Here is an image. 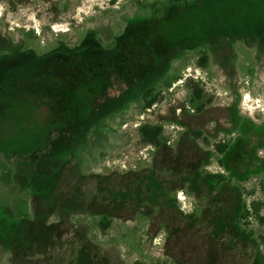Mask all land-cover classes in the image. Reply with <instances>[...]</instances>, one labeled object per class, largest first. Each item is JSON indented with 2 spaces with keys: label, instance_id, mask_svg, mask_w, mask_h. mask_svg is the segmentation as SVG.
<instances>
[{
  "label": "rangeland",
  "instance_id": "obj_1",
  "mask_svg": "<svg viewBox=\"0 0 264 264\" xmlns=\"http://www.w3.org/2000/svg\"><path fill=\"white\" fill-rule=\"evenodd\" d=\"M170 3L0 0V63L113 46L132 24L153 46L154 32L208 43L155 70L153 59L142 80L160 97L149 109L140 91L131 97L133 73L99 100L57 90L58 106L0 91V264H264V45L231 35L264 31V0H212L176 16ZM159 11L170 17L154 24ZM144 124L163 126L159 147L141 142ZM214 174L225 181H205Z\"/></svg>",
  "mask_w": 264,
  "mask_h": 264
},
{
  "label": "trees",
  "instance_id": "obj_2",
  "mask_svg": "<svg viewBox=\"0 0 264 264\" xmlns=\"http://www.w3.org/2000/svg\"><path fill=\"white\" fill-rule=\"evenodd\" d=\"M207 1L209 2L212 0H170V4L172 8L177 9V11L174 13L176 16L178 13L180 14L184 11H191L195 8H201ZM170 14L171 13L167 11H159L157 17L154 19V24L158 21L168 20ZM231 35L235 37L234 41L257 40L259 44L264 45V31H261L260 29H256L254 31L249 28L243 30H234L231 32ZM159 36L160 35H157V32L156 34L154 32L153 46L152 39H150L149 35L147 36L144 34L143 36H139V34L136 33V35L131 36L123 44L115 43L113 46L108 45L106 48L99 46L95 47L94 45L89 50H71L68 51L70 55L67 58L62 59L58 65H46V63L40 64L38 66L30 65L25 71H31V73L35 75H37V73L40 74L39 72H41V74L43 73L39 77L32 75V79H36L33 80L32 84H61L62 88L74 87L76 88L75 91L83 96V98H89L90 94H92L94 99L99 100L101 96L105 94L107 87L113 86L117 82H125L126 78L129 77L128 74L130 73H133L132 75H136L142 71L144 72L147 68H149L153 59L155 70L159 64H163V61L169 57L174 59L177 56L183 55L184 52L189 48L206 46L208 44L203 42V44L193 46L192 42L191 44L187 42L185 35L178 36L181 38L179 43L172 37L159 38L160 41H157L156 38ZM223 39L227 40L228 38L227 36H223ZM152 47H154V58L150 56L149 52ZM208 62L209 54L206 52V50H201L200 56L198 58L199 67H206ZM171 83L172 82L169 81L167 82V85H171ZM190 88L192 89V99L194 101L200 100L203 90L197 85L192 87L190 86ZM133 91H135L134 94L139 92L138 88L136 90L133 89ZM27 92L37 94L43 100L54 101L56 106H58V104L61 102L58 99L57 94L59 93L57 91L42 92L30 90ZM1 93L5 95L8 93V91ZM139 94H141L145 109L151 108L158 102L160 97V92L156 91V89L153 87H147L146 89L140 91ZM119 99H121V97L117 98L116 101ZM118 105L121 106L122 104ZM61 107H64V105L62 104ZM203 107L204 105L198 107V110H201ZM94 108L97 109L95 106ZM66 115L70 117L69 112ZM138 131L143 144L152 147H159L161 145L163 126L144 124L139 127ZM226 149V144H220L218 146V151L221 154H224ZM10 176V173H6V181L10 180ZM207 179H213L218 185H221L225 181V176L223 174L207 175L205 176V181ZM18 212L25 217L30 216L28 206L23 202L19 204ZM248 215L249 211L248 209H245V212L240 215L241 220H246ZM98 224L100 229L105 231L109 227L110 221L107 218H102Z\"/></svg>",
  "mask_w": 264,
  "mask_h": 264
},
{
  "label": "flooded vegetation",
  "instance_id": "obj_3",
  "mask_svg": "<svg viewBox=\"0 0 264 264\" xmlns=\"http://www.w3.org/2000/svg\"><path fill=\"white\" fill-rule=\"evenodd\" d=\"M137 27L135 24L128 26L127 29L123 32V34L119 37L116 43H125L131 36L136 35ZM93 45L91 43H83L81 46L71 49H58L47 54H43L40 56H34L30 54H21L19 56L14 55L11 57L12 59L7 62L0 63V91H57L63 90L61 84L58 85H37L32 84L33 80L32 75L34 76H41L37 73V75L32 74L31 71H25L28 66H38L40 64L46 63V65H58L62 61V59L67 58L70 53L68 51L75 50V49H91ZM89 54V53H87ZM83 55V54H82ZM84 56V55H83ZM23 70V71H22ZM21 71V72H20ZM38 72V71H36ZM36 77V78H38ZM143 71L139 74H136V78L140 81L139 84V91L146 89L149 85V81L151 79L142 80ZM67 90L75 91L76 88L74 87H67ZM135 91L131 90V97H133ZM123 104V103H121ZM180 200H184V197L181 195L179 196Z\"/></svg>",
  "mask_w": 264,
  "mask_h": 264
}]
</instances>
